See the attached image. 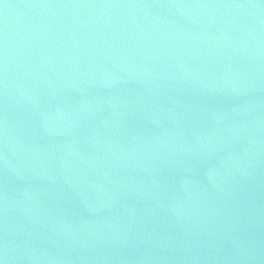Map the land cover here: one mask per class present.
<instances>
[{
    "label": "water",
    "instance_id": "95a60500",
    "mask_svg": "<svg viewBox=\"0 0 264 264\" xmlns=\"http://www.w3.org/2000/svg\"><path fill=\"white\" fill-rule=\"evenodd\" d=\"M2 264H264V0H0Z\"/></svg>",
    "mask_w": 264,
    "mask_h": 264
},
{
    "label": "snow or ice",
    "instance_id": "6c2138e0",
    "mask_svg": "<svg viewBox=\"0 0 264 264\" xmlns=\"http://www.w3.org/2000/svg\"><path fill=\"white\" fill-rule=\"evenodd\" d=\"M0 264H2V261H0Z\"/></svg>",
    "mask_w": 264,
    "mask_h": 264
}]
</instances>
